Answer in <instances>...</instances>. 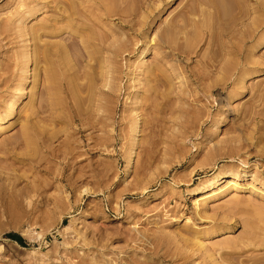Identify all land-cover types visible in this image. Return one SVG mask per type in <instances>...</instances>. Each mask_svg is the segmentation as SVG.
Instances as JSON below:
<instances>
[{
    "label": "rangeland",
    "instance_id": "rangeland-1",
    "mask_svg": "<svg viewBox=\"0 0 264 264\" xmlns=\"http://www.w3.org/2000/svg\"><path fill=\"white\" fill-rule=\"evenodd\" d=\"M24 53L0 264H264V0H0V117Z\"/></svg>",
    "mask_w": 264,
    "mask_h": 264
},
{
    "label": "bare ground",
    "instance_id": "bare-ground-1",
    "mask_svg": "<svg viewBox=\"0 0 264 264\" xmlns=\"http://www.w3.org/2000/svg\"><path fill=\"white\" fill-rule=\"evenodd\" d=\"M70 22H71V19H70ZM70 24V23H69ZM70 25H72V23L70 24ZM70 25H69V29L71 30H73V28L75 27V30H76V27H82V25H79V26H77V24H75L72 28L70 27ZM78 28V29H81V28ZM77 29V30H78ZM82 29H83V27H82ZM81 29V30H82ZM83 38H84V36H83ZM82 38V39H83ZM86 38V37H85ZM84 38V39H85ZM104 38H106L107 39V36H105ZM108 38H110V37H108ZM87 39V38H86ZM86 39H85V42H88V40L89 39H91V38H88L87 39V41H86ZM103 39V38H102ZM105 39V40H106ZM104 40V39H103ZM107 41H108V39H107ZM112 41V40H111ZM114 42V41H113ZM118 42H119V40H118ZM90 43H92L91 41H90ZM107 43H109V42H107ZM107 43H105V44H107ZM114 43H116V40H115V42ZM95 44V43H94ZM93 44V45H94ZM104 44V43H103ZM112 44V42L110 43V45ZM118 44V43H117ZM116 44V45H117ZM93 45H92V47H93ZM129 45V44H128ZM94 46H96V48H97V45H94ZM104 46V45H103ZM118 46H119V44H118ZM126 46V48H129V46L127 47V45H125ZM148 46V45H147ZM112 47V46H111ZM95 48V49H96ZM99 48V47H98ZM97 48V49H98ZM108 48V47H107ZM114 48V47H113ZM112 48V49H113ZM116 48V47H115ZM125 48V47H124ZM125 48V50H128V49H126ZM63 49V48H62ZM93 49H94V47H93ZM96 49V50H97ZM103 49V48H102ZM109 49V48H108ZM117 49L119 50V47H117ZM99 50V49H98ZM118 50H116V51H118ZM60 51H61V49H60ZM95 51V50H94ZM114 51V50H113ZM153 51V49H151V47H146V48H144L143 49V51L141 52V54H142V56L141 57H139L141 60H143V59H145V58H147L148 56H149V54L151 53ZM65 52V49L63 50V53ZM98 52V51H97ZM62 53V52H61ZM63 53L61 54L62 56H63V60H65L64 59V57H65V55H67V53L65 54L64 53V55H63ZM109 56H110V54H109ZM145 61H143V63H144ZM143 65L144 64H142V65H140V67L141 68H139V69H141V71H142V68H143ZM228 65V64H227ZM21 76L19 77V79L17 80V82H16V87L18 88V91H17V93L9 100V102H8V108H7V110L1 115V117H0V123H5V122H8L9 120H12V119H14L15 117H16V115H17V113H18V104H19V102L28 94V92H27V90H26V86H27V84H28V82H29V76H30V74H31V66H30V59H29V56H28V54H26V53H24V55H23V58H22V62H21ZM148 68V67H147ZM147 68L145 69V70H147ZM148 71V70H147ZM146 72V71H145ZM151 72V71H150ZM142 74H144V72L142 73ZM221 125H223L222 124V122H217L216 124H215V130L217 131L219 128H220V126ZM138 129H139V119L137 118L135 121H134V124H133V129H132V135L135 137V136H137V134H138ZM24 131V130H23ZM23 133V132H22ZM24 135V137H28V138H30L28 135L26 136L25 135V131H24V133H23ZM26 134H28L27 132H26ZM27 139V138H26ZM26 139L24 140V138H23V140L25 141V143L26 144H29V142H28V139H27V141H26ZM32 139V138H31ZM30 139V140H31ZM28 142V143H27ZM31 142H32V140H31ZM30 142V143H31ZM134 164H135V155H134V152L133 151H131L130 153H129V155H128V157H127V160H126V164H125V168H124V176H127L128 175V173L129 172H131L132 171V169H133V167H134ZM245 171V170H244ZM235 172V171H234ZM97 173V172H96ZM95 173V174H96ZM99 173V172H98ZM100 174V173H99ZM242 173H239V172H237L236 174H234V175H230V176H232V177H229L228 179H227V182H226V185H228V187H233L234 189H239V188H241V187H243V186H241L240 184H238L236 181H235V179H238V176H240ZM99 176V175H98ZM225 176H220V175H218L217 177H215V179L212 181V182H210V183H208V184H204L202 187H199L198 189H195V190H193L192 191V193H194V194H198V193H200L201 194V196H202V200L201 201H197V200H195V204H196V207L198 208V206L200 205V202L202 203V204H204L205 205V203H207V202H210V201H213V198L215 197V190H214V187L217 185V184H219V181H221L223 178H224ZM227 178V177H226ZM213 188V191H208V190H211ZM207 191V192H206ZM208 192H210V194H208ZM204 196V197H203ZM201 206V205H200ZM199 209H201V208H199ZM188 218L189 217H187L186 218V221L188 220ZM187 223V222H186ZM217 225V224H216ZM194 229V228H193ZM197 230H200V229H196V231ZM206 230V229H205ZM212 230V229H211ZM193 231V230H192ZM191 231V232H192ZM195 231V230H194ZM193 231V232H194ZM195 231V232H196ZM201 231V230H200ZM192 232V233H193ZM194 232V234L196 235V240H198L199 242H200V240L197 238V237H199V236H197V234ZM212 231H210V230H208L207 232H206V235L205 236H207V238H208V236L210 235V233H211ZM188 234H189V232H188ZM191 237H193L191 234H189ZM195 235H194V237H195ZM190 237V238H191ZM193 237V238H194ZM192 238V239H193ZM185 240V239H184ZM187 240V239H186ZM185 242V241H184ZM197 242V241H193V243H196L195 244V247H196V249H200V248H203V250H205L204 249V246H205V242L203 243V242ZM187 243V242H186ZM187 246H188V244H187ZM197 246L199 247V248H197ZM191 247V246H190ZM190 247H189V249H190ZM193 247L194 246H192V250H193ZM194 247V248H195ZM210 248V247H209ZM208 249V248H207ZM211 249V248H210ZM201 250V249H200ZM207 251V250H206ZM210 251V250H209ZM192 252V251H191ZM199 252V251H198ZM202 252V251H201ZM209 254H210V252H209ZM204 255V254H203ZM206 255H208V254H206ZM209 256V258L211 259V256H214V253H212V255H208ZM199 258V257H198ZM197 258V259H198ZM215 259V258H214ZM212 261V260H211ZM264 261V260H263ZM219 263V262H218Z\"/></svg>",
    "mask_w": 264,
    "mask_h": 264
},
{
    "label": "trees",
    "instance_id": "trees-1",
    "mask_svg": "<svg viewBox=\"0 0 264 264\" xmlns=\"http://www.w3.org/2000/svg\"><path fill=\"white\" fill-rule=\"evenodd\" d=\"M10 235V237H13V238H18V236L17 235H15V234H9Z\"/></svg>",
    "mask_w": 264,
    "mask_h": 264
}]
</instances>
